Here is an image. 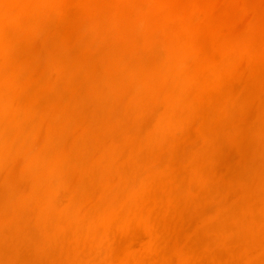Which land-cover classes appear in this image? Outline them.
Masks as SVG:
<instances>
[{"label": "bare ground", "instance_id": "bare-ground-1", "mask_svg": "<svg viewBox=\"0 0 264 264\" xmlns=\"http://www.w3.org/2000/svg\"><path fill=\"white\" fill-rule=\"evenodd\" d=\"M0 264H264V0H0Z\"/></svg>", "mask_w": 264, "mask_h": 264}]
</instances>
